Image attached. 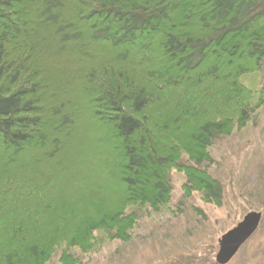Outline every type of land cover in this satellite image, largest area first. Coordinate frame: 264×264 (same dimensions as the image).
Returning <instances> with one entry per match:
<instances>
[{
  "label": "trees",
  "instance_id": "16d2710c",
  "mask_svg": "<svg viewBox=\"0 0 264 264\" xmlns=\"http://www.w3.org/2000/svg\"><path fill=\"white\" fill-rule=\"evenodd\" d=\"M263 108L264 0H0V264L131 243L175 173L221 207L212 154Z\"/></svg>",
  "mask_w": 264,
  "mask_h": 264
},
{
  "label": "rangeland",
  "instance_id": "374dc122",
  "mask_svg": "<svg viewBox=\"0 0 264 264\" xmlns=\"http://www.w3.org/2000/svg\"><path fill=\"white\" fill-rule=\"evenodd\" d=\"M260 78L251 76L244 83L258 89ZM212 156L210 173L225 188L221 207L204 203L196 194L184 199L182 175L172 174L173 212L143 220L127 245L114 242L85 259L76 253L82 264H216L220 237L246 214L264 210V193L257 190L264 189V108L255 125L217 146ZM48 264H59L58 259L54 256ZM229 264H264V219Z\"/></svg>",
  "mask_w": 264,
  "mask_h": 264
},
{
  "label": "water",
  "instance_id": "95a60500",
  "mask_svg": "<svg viewBox=\"0 0 264 264\" xmlns=\"http://www.w3.org/2000/svg\"><path fill=\"white\" fill-rule=\"evenodd\" d=\"M262 220L260 212H250L231 230L218 240V251L215 255L216 264H229L239 250L256 233Z\"/></svg>",
  "mask_w": 264,
  "mask_h": 264
}]
</instances>
